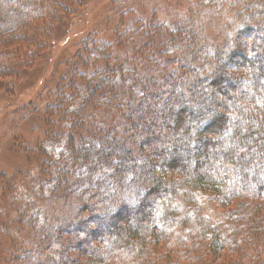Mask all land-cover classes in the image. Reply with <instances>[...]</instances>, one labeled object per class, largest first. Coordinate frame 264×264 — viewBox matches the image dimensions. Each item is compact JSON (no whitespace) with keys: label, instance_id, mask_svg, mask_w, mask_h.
Wrapping results in <instances>:
<instances>
[{"label":"trees","instance_id":"trees-1","mask_svg":"<svg viewBox=\"0 0 264 264\" xmlns=\"http://www.w3.org/2000/svg\"><path fill=\"white\" fill-rule=\"evenodd\" d=\"M257 1L258 15L244 13L248 54L165 30L156 47L175 44L179 52L140 68L131 61L118 89L111 81L127 60L100 62L96 72L110 73L108 82L90 74L69 83L70 95L57 83L66 107L42 111L48 134L37 178L52 184L49 198L73 207L55 208L67 222L55 235L41 227L42 237L14 248L7 262L32 264L41 254L42 264H221L220 254L228 264H264V0ZM73 4L0 0V87L25 64L28 46L13 45L16 29L28 25L36 38L44 25L56 33L51 10ZM49 145L61 159H50Z\"/></svg>","mask_w":264,"mask_h":264},{"label":"rangeland","instance_id":"rangeland-1","mask_svg":"<svg viewBox=\"0 0 264 264\" xmlns=\"http://www.w3.org/2000/svg\"><path fill=\"white\" fill-rule=\"evenodd\" d=\"M257 2L74 0L73 6H69L66 12L59 7L56 12L51 10L50 14L54 16H48L47 20L52 29L58 28L56 33L45 30L44 25L36 38L35 32L28 25L16 29L14 39L18 40H13V45L22 43L28 46V50L24 49L21 53H26V56H22L25 64L20 74L4 77L0 87V264H14L7 262L12 250L24 244L29 245L35 238H39L41 227L50 225L55 235L60 221H66L64 215H52L55 208L62 206L60 200L49 198V185L52 184H44L42 179L37 178L45 162L40 153V145L48 134L42 111L56 112L57 108L66 107V104L56 99L57 83L60 80L66 83V91L65 88L61 91L70 95L72 90L69 83L88 80L90 74L103 75L108 82L110 73L105 70L96 72L100 62L127 60L125 68L117 70L116 82L111 81L118 89L122 82L127 83L129 80L124 73L133 71L134 67L129 65L131 61L136 60L134 65L142 61L138 65L140 68L146 60H165L167 54L179 52L180 47L175 44L156 47L155 40L165 30H180V36L185 35L189 41L208 39L216 44L226 42L229 49L248 54L252 40L245 29L247 18L244 13L253 8L250 14L258 15L255 12L260 3ZM242 3L247 5L243 7ZM58 17L60 21H53L58 20ZM60 29H63L65 35L63 33L59 36ZM173 35L177 38L176 42L181 39L179 34ZM152 48L156 50L154 56L150 55ZM161 49L164 50L162 53ZM188 62L192 63L191 60ZM73 66L77 67L75 71L71 70ZM157 80L145 77L147 83ZM52 98L56 102L50 104ZM124 103L125 100H122ZM115 115L111 113L103 121L112 123ZM116 128L119 131L123 129L120 126ZM48 148L45 151L50 153V159L51 156L55 160L61 159L59 147L56 149L54 145H49ZM68 207L72 208L73 203L69 202L61 208L69 212ZM89 207L90 203L86 202L78 205V210L84 208L86 211ZM261 208L264 209V203ZM49 216L52 218L49 219ZM33 256L32 264L44 262L41 254ZM231 260L220 254L217 259L221 264H228Z\"/></svg>","mask_w":264,"mask_h":264}]
</instances>
